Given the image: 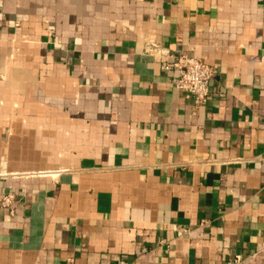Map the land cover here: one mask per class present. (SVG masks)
<instances>
[{
    "label": "crops",
    "instance_id": "crops-1",
    "mask_svg": "<svg viewBox=\"0 0 264 264\" xmlns=\"http://www.w3.org/2000/svg\"><path fill=\"white\" fill-rule=\"evenodd\" d=\"M121 261L264 264V0H0V264Z\"/></svg>",
    "mask_w": 264,
    "mask_h": 264
},
{
    "label": "built area",
    "instance_id": "built-area-1",
    "mask_svg": "<svg viewBox=\"0 0 264 264\" xmlns=\"http://www.w3.org/2000/svg\"><path fill=\"white\" fill-rule=\"evenodd\" d=\"M163 68L177 72V76L172 79L175 89L190 94L197 105L207 101L210 95V82L217 71L216 66L197 57L181 53L175 55L172 61L164 63ZM15 198L14 194L9 193L2 198L1 205L11 208ZM120 264L129 263L121 261Z\"/></svg>",
    "mask_w": 264,
    "mask_h": 264
}]
</instances>
